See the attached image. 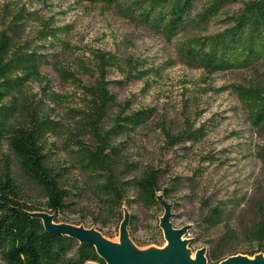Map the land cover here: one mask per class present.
<instances>
[{"label": "trees", "instance_id": "trees-1", "mask_svg": "<svg viewBox=\"0 0 264 264\" xmlns=\"http://www.w3.org/2000/svg\"><path fill=\"white\" fill-rule=\"evenodd\" d=\"M88 1L121 4V0ZM241 1L148 0L147 5H140V0H124L123 3H127V11H138L134 16L157 28L168 41L181 36L177 41L180 57L196 68L214 73L250 68L264 59V0L243 1L240 10L234 13L227 10ZM136 5L138 10H135ZM223 15L225 25L209 31L212 22ZM38 20L40 17L35 10L20 8L13 14L10 31L0 30V150L3 146L9 150L0 165V264H106L94 246L48 231L43 220L30 213L45 211L59 222V214L66 211L73 196L90 192L100 208L103 222L117 217L121 223L127 213L128 231L135 244L142 246L158 241L155 238L144 243L137 240L134 235L137 217L123 208L127 202L148 208L160 203L164 206L160 196L173 208L171 188L163 186L160 169L153 164L140 168L139 163L125 153L126 144L133 140L136 129L147 122L154 110L131 108L127 102L118 101L108 79L109 70L118 65L125 78L133 80L143 78L151 69L158 73V69L155 66L141 69L139 61L131 58L123 66L117 55L94 51L91 65L81 64L86 71L91 70L94 80L81 84L84 107L71 110L76 127L66 128L52 117V107L48 104L60 100L61 95L45 88L44 95L49 102L45 98L36 99L28 85L34 80L49 81L41 73L42 64L50 61L47 47L56 48L64 42L61 34L70 26L40 20L37 32L40 44L17 40L20 27ZM58 69L79 81L77 71H68L63 65ZM233 90L252 125L264 129V84H238ZM162 129L170 147H186L188 142L204 134V126L195 128L189 119L175 133L166 126ZM60 131L66 132L64 146L72 157L71 166L60 162L48 147L49 136ZM55 147L58 146L55 144ZM133 168L139 170L130 175ZM72 170L80 171L82 176H72ZM172 181L174 188L182 182L180 177ZM191 186L195 187L196 182H191ZM26 188L37 191L39 199L26 197ZM239 200L235 193L230 201L238 205ZM201 205L204 229L210 234L222 229L216 242L208 240L210 247L205 246L209 264L238 254L224 257L229 241L238 233L250 242L261 244L258 250L248 253L250 256L264 253L263 198L252 202L250 208L254 217L251 221H242L237 228L232 225L235 207L230 208L225 201L214 200L212 196L202 198Z\"/></svg>", "mask_w": 264, "mask_h": 264}, {"label": "rangeland", "instance_id": "rangeland-1", "mask_svg": "<svg viewBox=\"0 0 264 264\" xmlns=\"http://www.w3.org/2000/svg\"><path fill=\"white\" fill-rule=\"evenodd\" d=\"M140 1V5L148 4V0ZM243 1L229 6L227 10L231 13L239 11ZM30 2L0 0V30L10 31L13 14L20 8L35 10L40 20L53 25L70 26L66 33L61 34L64 42L56 48L47 47L50 61L42 64L41 73L49 80L48 85L44 79L34 80L28 85V90L35 94L36 99L45 98V88L61 95L57 102H49L45 98L52 107V117L60 120L66 128L75 129L74 112L71 110L84 107L80 86L94 80L91 70L86 71L81 64L90 66L96 50L117 55L123 66L129 58L138 60L139 67L144 70L155 66L158 73L151 69L141 79H126L119 65L112 67L108 73L110 88L118 101L127 102L131 108L154 110L147 122L136 129L133 140L126 144V155L138 162L140 168L153 164L160 169L163 186L171 188L174 226L190 225L184 240L188 242L192 256H196L199 248H209L208 240L216 242L222 233V229L218 228L210 234L201 225L202 198L212 196L214 200L225 201L230 208L235 207L234 227L237 228L242 221L249 223L254 217L250 208L252 202L264 199V129L252 125L233 86L251 82L264 84V59L250 68L210 73L186 63L180 57L177 41L181 36L168 41L157 28L134 16V12L138 11H127L129 1L125 4L124 0L121 4L88 0ZM137 6L135 10H138ZM224 15L212 22L209 31L225 25ZM40 20L20 27L17 40L40 44L37 37ZM53 51L58 54L53 55ZM59 65L68 71H77L79 81L59 70ZM188 119L195 128L204 126L203 136L188 142L186 147L168 146L162 128L166 126L175 133ZM65 139V131L51 134L48 147L60 162L71 166L72 157L64 146ZM6 153L9 150L3 146L0 165ZM138 170L133 168L130 175ZM71 172L72 176H82L80 171ZM175 177H180L182 181L176 188L172 186ZM191 182H196V186H191ZM235 193L240 198L238 205L230 201ZM25 194L28 198L39 199V193L32 188H26ZM123 208L137 217L134 232L137 240L141 243L153 238L158 240L142 246L136 244L138 249L143 252L166 249L168 241L160 227L165 213L161 203L148 208L137 202H127ZM100 212L94 195L88 192L83 196H73L58 220L79 223L88 229H101L110 242L120 243L119 218L110 217L108 222H103L105 220L100 218ZM260 246L259 242H250L238 233L229 241L224 257L235 253L249 255Z\"/></svg>", "mask_w": 264, "mask_h": 264}, {"label": "water", "instance_id": "water-1", "mask_svg": "<svg viewBox=\"0 0 264 264\" xmlns=\"http://www.w3.org/2000/svg\"><path fill=\"white\" fill-rule=\"evenodd\" d=\"M165 213L160 220L164 237L168 241L166 249H151L143 252L130 237L127 227V213L120 225V243H112L104 234L96 228H85L80 225L56 222L52 214L45 211L31 212L32 216L43 220L45 228L55 234L68 235L77 239L80 243L92 245L106 264H209L206 257V247L199 248L195 260L189 261L191 255L187 247L188 242L184 235L190 225L175 227L172 221L171 204L160 196ZM217 264H264V253H258L254 257L245 254L228 256Z\"/></svg>", "mask_w": 264, "mask_h": 264}, {"label": "bare ground", "instance_id": "bare-ground-1", "mask_svg": "<svg viewBox=\"0 0 264 264\" xmlns=\"http://www.w3.org/2000/svg\"><path fill=\"white\" fill-rule=\"evenodd\" d=\"M188 260H189V261H194V260H195V256L189 255V256H188Z\"/></svg>", "mask_w": 264, "mask_h": 264}]
</instances>
